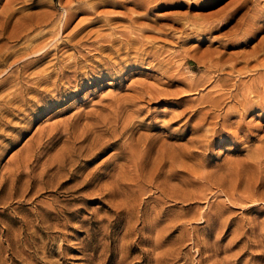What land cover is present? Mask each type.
Here are the masks:
<instances>
[{
    "label": "rangeland",
    "instance_id": "rangeland-1",
    "mask_svg": "<svg viewBox=\"0 0 264 264\" xmlns=\"http://www.w3.org/2000/svg\"><path fill=\"white\" fill-rule=\"evenodd\" d=\"M0 82V264H264V0H0Z\"/></svg>",
    "mask_w": 264,
    "mask_h": 264
},
{
    "label": "bare ground",
    "instance_id": "bare-ground-1",
    "mask_svg": "<svg viewBox=\"0 0 264 264\" xmlns=\"http://www.w3.org/2000/svg\"><path fill=\"white\" fill-rule=\"evenodd\" d=\"M10 15H11V14H10ZM5 17H6V16H5ZM6 18L9 19L10 17H6ZM4 21H5V20H4ZM2 81H3V80H2ZM0 83H1V82H0ZM246 110H247V109H246ZM124 125H125V124H124ZM117 126H118V125H117ZM121 127H122V125H121ZM130 127H132V126L130 125ZM130 127H129V129H130ZM115 128H116V127H115ZM119 128H120V127H119ZM132 128H133V127H132ZM113 129H114V128H113ZM117 129H118V128H117ZM129 129H128V130H129ZM111 130H112V129H111ZM126 131H127V130H126ZM110 132H112V131H110ZM113 132H114V130H113ZM119 132H120V129H119ZM119 132H118V133H119ZM108 133H109V132H108ZM116 133H117V132H116ZM125 133H126V132H125ZM114 134H115V133H114ZM126 134H127V133H126ZM115 135H116V134H115ZM122 135H123V134H122ZM116 136H117V135H116ZM124 136H125V134H124ZM124 136H123V137H124ZM111 138H112V137H111ZM116 139H118V137H117ZM121 139H122V138H121ZM111 140H112V139H111ZM91 142H92V141H91ZM116 142H118V141H116ZM101 143H102V142H101ZM104 143H105V142H104ZM112 143H113V142H112ZM91 144H92V143H91ZM98 146H99V145H98ZM103 146H104V144H103ZM105 146H106V145H105ZM111 146H112V145H111ZM82 149H83V148H82ZM89 150H90V149H89ZM104 150H105V149H104ZM87 151H88V150H87ZM78 152H79V151H78ZM58 162H59V161H58ZM61 164H62V163H61ZM85 179H86V178H85ZM86 182H87V181H86ZM88 183H89V182H88ZM85 185H86V184H85ZM85 188H86V187H85ZM79 190H80V189H79Z\"/></svg>",
    "mask_w": 264,
    "mask_h": 264
}]
</instances>
